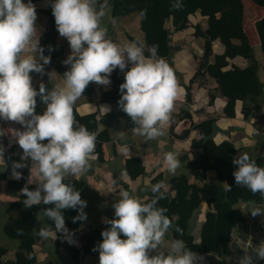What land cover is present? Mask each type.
<instances>
[{
	"label": "clouds",
	"instance_id": "1",
	"mask_svg": "<svg viewBox=\"0 0 264 264\" xmlns=\"http://www.w3.org/2000/svg\"><path fill=\"white\" fill-rule=\"evenodd\" d=\"M182 7L180 0L172 5L174 10ZM51 8L59 35L69 42L71 54L63 63L70 67L63 74V86L48 90L40 83L37 91L30 73L43 75L50 57L44 56L40 45L36 7L32 0H0V119L17 122L23 128L15 133L23 152L21 160L30 159L38 172L37 187L21 189L23 204L27 208L50 205L41 211L55 230L41 227L38 235L56 240L58 232H68L62 210L78 211L73 222L86 219L87 202L73 185L64 181L66 177L86 173L96 159L97 134L79 124L73 112V105L89 84L108 86L114 70L124 72L118 105L131 119L133 132L146 141L167 135L179 84L174 70L157 56V45L149 48L146 56L143 44L120 45L107 38L102 20L109 11L108 0H54ZM37 97L45 105L42 114L36 113ZM3 154L0 145V164H4ZM163 162L173 175L181 166L175 151L166 152ZM232 163L236 165L235 184L264 198V167L258 166L247 153L238 154ZM24 166L14 164L16 179L21 178V173L15 169ZM146 171H152L151 163L146 162ZM153 178L154 175L145 182L153 193L147 203L123 189L120 181L131 183L127 174L113 179L110 192L119 191L120 198L112 205L115 218L103 221L110 227L101 232L102 242L93 248L99 252V264H203L204 257L188 249L183 240H174L167 252L162 250L172 222L165 214L167 209L157 206L165 198L164 183L151 184ZM247 212L253 217H264L260 207ZM175 230L182 234L178 226ZM152 252L156 254L151 255ZM256 259L264 260V242L251 253L238 257L237 264H254Z\"/></svg>",
	"mask_w": 264,
	"mask_h": 264
},
{
	"label": "trees",
	"instance_id": "2",
	"mask_svg": "<svg viewBox=\"0 0 264 264\" xmlns=\"http://www.w3.org/2000/svg\"><path fill=\"white\" fill-rule=\"evenodd\" d=\"M251 1L257 7L264 8V0ZM176 2L177 0H108L112 16L115 18L133 12L140 15L139 27L144 36L145 48L148 51L153 45H157L158 57H167L171 52L168 24L173 30H183L189 26L188 17L190 15L199 12L200 15L207 17L205 30L195 25V34L204 40V51L199 64V72L202 75H208L217 83V89L226 98L224 113L228 117H234L235 102L241 100V114L244 119H248L264 104L263 83L258 74L260 60H264V17L259 18L263 13H258L252 17L250 14L251 9L259 10L260 8H255L249 0H243V3L242 0H180L183 5L182 9L174 10L172 5ZM243 5L244 25L246 31L248 30L251 34V31L254 33L252 28V23H254L259 39L257 48L249 43L243 27ZM58 35L55 19L52 15L48 29L40 40V45L44 50V56L50 57L55 70L63 77L64 72L69 70L70 66L66 65L64 69L61 67L60 59L64 55V46L57 41ZM216 39H219L223 44L224 51L214 55L212 62H210L211 42ZM49 46H51V50ZM236 56L247 60V65L244 68L235 65L228 68L229 60ZM130 67L129 64L128 68ZM44 68L43 75L35 72L30 73L32 78H39V83L34 86L37 91L40 83H44L48 90L52 88V83L47 76V65ZM124 78V72L119 68L111 73L112 87L102 92L100 97L102 102H118L121 95L119 86L124 82ZM92 90L90 83L83 96H90ZM44 110L45 105L37 97L36 113L42 114ZM73 112L79 124L97 134L95 153L99 160H103L102 143L108 140V132L106 130L102 133L97 131L95 115H79L75 104L73 105ZM116 114L115 118L120 116L130 126H133L131 119L121 109ZM3 121L0 119V124ZM212 122L213 119H208L198 124H192L191 127L199 130L201 134H209L212 131ZM253 126L259 132L256 135L257 141H264V114H261L254 121ZM188 132L185 130L177 137L184 138ZM199 142L195 140L192 143V147L197 149L195 158L187 160L186 156H182V160H187L185 169L188 174L175 175L168 180V190L162 189L165 192V198L161 199L157 206L167 209L165 214L172 222V227L166 233L169 239L173 241L183 240L188 249L207 257L211 264H230L228 258L232 259L239 250L233 237L246 239L250 229L257 226L256 220L251 221L249 216L251 218L253 216L251 213H246V210L249 211L252 207L264 209V198L259 193L253 195L247 188L238 187L235 184L233 172L236 165L232 163V160L238 154L247 153L258 166L264 167V157L260 154L244 152L242 148H235L228 140L216 143L213 139H208L203 147H199ZM29 166L30 164L27 163L24 168L27 169ZM126 168L132 179L144 172L140 159L135 156L126 159ZM210 170L215 172L214 178H208L207 172ZM26 178L27 173L23 171L19 181H7L8 186L20 190V196L19 200L10 203L6 208L11 225L4 227L3 232L7 237L17 240L18 247L11 259L4 258L6 249L0 247V264H35L37 255L34 245L44 239L38 235L40 228L51 227L53 231L55 230L52 221L45 217L41 211L50 205L41 204L31 208L21 207V201L25 199L21 194V189L25 187ZM190 178L193 179L192 182ZM4 179L5 175L0 174V180ZM159 181H162L160 175L155 177L151 184H156ZM64 182L73 185L75 190L81 191V181L66 178ZM229 186H231V190H229ZM27 187L30 190L36 188L31 185ZM147 195L148 198L141 203H147L151 200L153 193L150 187L147 190ZM202 203H206L208 209L200 224L199 241L196 242L192 233L193 223L191 221ZM243 204L245 207L242 210L240 206ZM62 211L66 228L71 231L79 230L82 226L81 220L73 222V218L78 215L77 210L65 209ZM177 226L182 229V234L175 230ZM262 227H264V222ZM101 232L102 228L100 227L84 229L79 235V246L65 240L62 233L58 232L55 245L62 247L72 263L83 264L86 257L99 256V252L93 251V248L102 242ZM42 264L57 263L48 260ZM257 264H264V260L258 259Z\"/></svg>",
	"mask_w": 264,
	"mask_h": 264
},
{
	"label": "crops",
	"instance_id": "3",
	"mask_svg": "<svg viewBox=\"0 0 264 264\" xmlns=\"http://www.w3.org/2000/svg\"><path fill=\"white\" fill-rule=\"evenodd\" d=\"M249 1L253 6H256L251 0ZM23 2L27 3L28 0H23ZM53 2L54 0H32V3L36 7V26L41 34L40 40L48 29L53 15L51 8ZM255 8L260 9H251V17L258 13H263L259 18L264 17V8L259 6ZM244 17L245 12L243 5V27L249 43L257 48L259 46V39L254 28V23H252L254 33L251 31L250 34L248 30L246 31ZM188 20L189 26L183 30H173L170 24L167 25L171 52L169 56L162 58L165 59L174 70L179 84V95L175 102L171 120L167 126V135L165 137L146 141L144 137L136 135L133 132V126H130L124 118L120 116L115 118L117 115L116 112L120 109L118 102H102L100 99L102 92L112 87V81L108 86L98 85L92 82L93 90L91 95L88 97L82 95L75 102L78 114L95 115L97 120V131L102 133L106 130L109 138L102 143L103 160H99L95 153L96 159L91 162L92 167L86 173L79 177H66L81 181L82 188L80 194L81 198L87 202V206L84 208L86 219L81 220V228L76 231L68 229L67 233H62L65 240L79 246V235L84 229L100 227L103 231L110 227V225L103 221L105 219L111 220L115 218L112 205L120 198L119 191L112 193L110 192V187L113 179H118L122 173L128 175L131 183L128 184L120 181L121 186L124 190L139 199L140 202L148 198L147 190L150 186L145 182L153 175L154 178L160 175L164 183V188L168 190V180L172 176L188 174V171L185 169V163L187 160L195 158L197 152V149L192 147L193 141L196 140L201 142L203 135H208L201 134L199 130L193 129L191 127L192 124H198L205 120L213 119V122L222 130L228 131L227 135L220 133L216 134V136L212 138L216 143L228 140L235 148H242L244 152L260 154L264 157V141H257L256 135L252 134L253 129L256 130L253 126L254 121L261 114H264V104H262L259 110L248 119H244L241 114V100H236L235 102L234 117H228L224 113L226 98L222 96L217 89V83L208 75H202L198 71L199 64L203 57L204 40L195 34V25L205 30L207 28V17L196 12L190 15ZM139 22L140 15L137 12L115 18L112 16L111 7L109 6L108 14L102 20V26L107 29L108 39L120 45L136 42L138 44H143L145 48L144 36L140 30ZM57 41L64 46V55L60 59L61 67L64 69L66 65L63 61L71 54V49L66 38L58 35ZM192 41L195 42V46L189 45V42ZM211 43L212 50L209 57L210 62H212L214 55L221 54L224 51L223 44L219 39L213 40ZM256 54L259 55L258 53ZM145 55H149L146 48ZM37 59H39L38 56ZM40 62L43 63V61ZM229 63L230 65L228 68L231 65L244 68L247 65V60L240 56H236L230 59ZM49 73H51V76H49ZM258 74L263 83L264 90V60L262 59L260 60V70ZM47 76L52 83V88L50 90L58 85L63 86L64 78L55 70L54 63L51 61L47 64ZM32 80L33 86L39 83L38 77H34ZM105 107H108L110 110L107 111ZM16 130L23 131V128L17 122L4 120L0 124V145L4 148V164H0V174L5 175V179L0 180V247L6 249L5 259H11L18 247V241L7 237L3 232L4 227L11 225V221L6 213V208L10 203L19 200L20 196L19 189L10 187L7 184L8 180L19 181L21 179H16L13 175V167L16 162L9 160L6 156L8 149L17 145L15 139ZM185 130L189 131L186 137H177V135ZM169 151L177 152L181 162V166L174 175L167 171L166 165H164L163 162L164 154ZM131 156L138 157L144 167V172L135 179L130 177L126 168V159ZM182 156H186L187 160H182ZM146 162L151 163V172L146 171ZM15 170L20 172L21 176L22 172L26 171L27 178L24 182V186L31 185L37 187L35 181L38 178V172L32 164L27 169L21 167ZM207 176L208 178H214L215 172L210 170L207 172ZM153 179H151V181ZM29 181L33 182L29 183ZM190 181L192 182L193 179L190 178ZM202 205L207 207L206 203H202ZM21 207L26 208L23 201H21ZM240 207L243 210L245 205L243 204ZM204 216L205 213L203 212L201 215L202 221L204 220ZM165 236L168 238L167 240H169L166 234ZM34 250L37 255L35 264H42L48 260H52L57 264H74L62 247L55 245V239L49 238L41 240L34 245ZM83 264H99V256H88Z\"/></svg>",
	"mask_w": 264,
	"mask_h": 264
},
{
	"label": "rangeland",
	"instance_id": "4",
	"mask_svg": "<svg viewBox=\"0 0 264 264\" xmlns=\"http://www.w3.org/2000/svg\"><path fill=\"white\" fill-rule=\"evenodd\" d=\"M201 42H203V41H201ZM189 45L195 46V42L194 41L189 42ZM196 70H197V68H196ZM253 132H254V129H253ZM253 132H252V134H253ZM258 134H253V135H258ZM207 209H208V206L205 207V206H203L201 204V207H200L199 211L197 212V214L195 215V217L191 221L193 223V227H192L193 231H192V233L194 235V238H195L196 242L199 241V230H200V224L202 223L201 215L203 214V212L205 213V211ZM249 218L251 219V221L256 220L257 226L255 228L252 227L250 229L249 235L246 237V239H240V238L233 237L235 245L237 246V248L239 250H238V252H236L234 254V257L232 259L228 258L230 264H237V258L238 257L243 256L245 253H251L252 250L255 249L261 242H264V227H262L263 226V222H264L263 221L264 217H262L260 215H257V216H255L253 218H251L249 216ZM167 239L168 238L165 236L164 237V241H163V245H162V250L165 251V252H167V250L171 247V244L173 242V240H171V239L167 240ZM38 252H39V250H38ZM150 254L153 255V252L150 253ZM155 254L156 253L154 252V255ZM203 257H204L203 264H211V262L208 260L207 257H205V256H203ZM257 261H258V259L255 260L254 264H257Z\"/></svg>",
	"mask_w": 264,
	"mask_h": 264
},
{
	"label": "built area",
	"instance_id": "5",
	"mask_svg": "<svg viewBox=\"0 0 264 264\" xmlns=\"http://www.w3.org/2000/svg\"><path fill=\"white\" fill-rule=\"evenodd\" d=\"M259 132L257 130H254L253 134H258ZM44 143H47L45 141ZM23 155L22 149H20L19 145H14L13 147H10L6 153V156L11 161H16L17 163H22L25 166L28 164H32L31 160H21V157Z\"/></svg>",
	"mask_w": 264,
	"mask_h": 264
},
{
	"label": "water",
	"instance_id": "6",
	"mask_svg": "<svg viewBox=\"0 0 264 264\" xmlns=\"http://www.w3.org/2000/svg\"><path fill=\"white\" fill-rule=\"evenodd\" d=\"M218 133L223 134V135H227L228 131L222 130L215 122H212V131H211V133L208 134V135H203L202 141L199 143V146L203 147V145H204L206 140L212 139Z\"/></svg>",
	"mask_w": 264,
	"mask_h": 264
}]
</instances>
